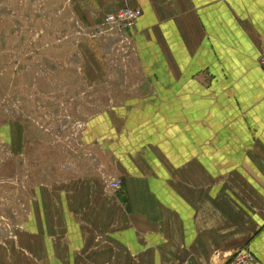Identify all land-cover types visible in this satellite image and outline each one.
I'll list each match as a JSON object with an SVG mask.
<instances>
[{
	"label": "crops",
	"instance_id": "obj_1",
	"mask_svg": "<svg viewBox=\"0 0 264 264\" xmlns=\"http://www.w3.org/2000/svg\"><path fill=\"white\" fill-rule=\"evenodd\" d=\"M98 2L138 11L144 96L88 120L100 164L34 186L0 264H264V0Z\"/></svg>",
	"mask_w": 264,
	"mask_h": 264
},
{
	"label": "rangeland",
	"instance_id": "obj_2",
	"mask_svg": "<svg viewBox=\"0 0 264 264\" xmlns=\"http://www.w3.org/2000/svg\"><path fill=\"white\" fill-rule=\"evenodd\" d=\"M95 10L98 0H0V239L18 237L34 186L95 171L88 120L144 96L131 34Z\"/></svg>",
	"mask_w": 264,
	"mask_h": 264
},
{
	"label": "built area",
	"instance_id": "obj_3",
	"mask_svg": "<svg viewBox=\"0 0 264 264\" xmlns=\"http://www.w3.org/2000/svg\"><path fill=\"white\" fill-rule=\"evenodd\" d=\"M138 16V11L129 6H122L108 12L104 16V22L108 25H112L120 30L130 32L135 26V21ZM259 66L264 70V50L258 58ZM109 188L119 190L121 187V181L114 180L109 183ZM255 258L248 246H243L236 249L230 260L225 264H254Z\"/></svg>",
	"mask_w": 264,
	"mask_h": 264
}]
</instances>
